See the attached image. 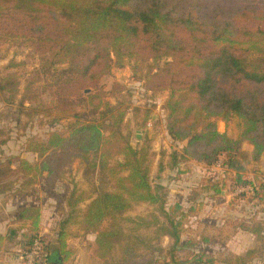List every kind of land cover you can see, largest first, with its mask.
Returning a JSON list of instances; mask_svg holds the SVG:
<instances>
[{
  "label": "trees",
  "instance_id": "obj_1",
  "mask_svg": "<svg viewBox=\"0 0 264 264\" xmlns=\"http://www.w3.org/2000/svg\"><path fill=\"white\" fill-rule=\"evenodd\" d=\"M229 1L0 0V41L25 45L41 57L22 92L21 78L0 74V93L9 104L33 105V113L47 114L53 123L68 121V135L52 132L45 141L29 140L24 152L36 154V162L24 155L0 160V194L14 190L23 195L37 179L52 178L79 159L84 176H96L100 185L96 197L89 198L82 224L85 232L98 233L97 256L103 264H141L139 241L122 226L125 215L141 204L164 216L159 236L170 237L174 249L181 244L182 218H176L181 207L167 210L161 188L151 178L153 152L147 145H132L126 124L130 107L123 100L106 101L102 91L86 92L113 69L127 66L149 90L168 91V134L187 142L177 165L195 161L212 167L222 162L234 173L237 187L252 186L243 174L264 155V12L248 0ZM46 80L54 88L49 103L38 88ZM241 86L245 89L239 93ZM149 117L147 110L145 123ZM235 120L238 138L218 130L219 121L228 125ZM244 143L253 151H244ZM15 182L22 184L14 188ZM85 200L79 198L71 207ZM41 216L40 208L29 206L16 219L29 223L33 234ZM64 227L55 253L50 250L44 257L47 264H63L71 256ZM19 230L10 231V240H16ZM243 230L264 240V228ZM37 238L22 234L23 259ZM116 247L122 251L118 261L112 259ZM255 257V250H249L218 260L200 251L180 264H252Z\"/></svg>",
  "mask_w": 264,
  "mask_h": 264
},
{
  "label": "rangeland",
  "instance_id": "obj_2",
  "mask_svg": "<svg viewBox=\"0 0 264 264\" xmlns=\"http://www.w3.org/2000/svg\"><path fill=\"white\" fill-rule=\"evenodd\" d=\"M236 1L243 0H230L229 3ZM248 1L251 3L248 5L264 12V0ZM40 58L38 53L25 45L0 41V74H16L21 78V92L25 80L39 68ZM48 84L49 80H46L38 85L45 103L52 100L54 92V88ZM120 88L123 93L115 92ZM244 89L245 86L238 87V92ZM97 91L104 92L105 100L112 104L123 100L130 107L126 124L132 145L135 148L147 145L153 152L151 178L154 186L161 188L167 210L177 205L181 207L176 213L178 220L182 218L181 244L174 246L175 249L170 237L159 236V225L166 220L156 207L141 204L125 215L122 226L128 236L139 241L140 263L180 264L187 255L200 251L218 260H227L255 250L256 257L252 264H264V240L243 230L244 227L264 228V155L259 163L247 165L243 175L245 180L252 182V186L247 187H237L234 173L227 172L222 162L206 167L188 161L179 166L177 162L187 142H176L168 134L164 109L168 91L149 90L144 81L136 79L130 66L113 69L110 75L101 78L96 87L86 90L92 93ZM32 108L36 109L30 104L25 107L17 103L9 104L6 95L0 93V160L7 161L24 155L34 163L37 155L24 152L29 140L45 141L52 132L68 135L67 120L53 123L49 115L33 113ZM137 108L140 112H133ZM147 110L150 117L145 123ZM217 126L220 132L238 138L237 120L228 125L219 121ZM243 150L252 152L253 147L244 143ZM174 156L176 161H173ZM21 184L15 182L14 188ZM213 187L222 191L211 190ZM96 188H100L98 178L84 176L81 160H72L56 176L37 179L23 195L14 190L0 194V225L8 227L11 221L12 224L20 223L17 229L38 236L33 248L30 250L27 247L29 252L25 254H31L35 246L40 248L34 264H47L44 257L50 250L55 253L54 250L59 247V233L63 226L68 234L67 250L71 253L63 264H103L97 256L98 233L85 232L82 224L83 214L91 202L89 198L96 197ZM79 198L88 200L72 208L71 205ZM29 206L40 208L42 215L39 230L33 234L29 231V223L13 220L21 207ZM65 221L68 222L63 225ZM121 256V248L116 247L112 259L118 261ZM23 261L25 263L26 259Z\"/></svg>",
  "mask_w": 264,
  "mask_h": 264
},
{
  "label": "crops",
  "instance_id": "obj_3",
  "mask_svg": "<svg viewBox=\"0 0 264 264\" xmlns=\"http://www.w3.org/2000/svg\"><path fill=\"white\" fill-rule=\"evenodd\" d=\"M15 219L16 217H14L13 220ZM1 223H2V219L0 220V224ZM19 225L20 223H16V222L12 224V221L11 223H9L8 227H6L5 225L4 226L0 225V236L3 238L0 240V264H24L22 258V252H21L22 249L19 245L21 236L24 233V231L19 230L16 240L14 241L12 239L10 240L12 236L10 231L12 229H17Z\"/></svg>",
  "mask_w": 264,
  "mask_h": 264
},
{
  "label": "built area",
  "instance_id": "obj_4",
  "mask_svg": "<svg viewBox=\"0 0 264 264\" xmlns=\"http://www.w3.org/2000/svg\"><path fill=\"white\" fill-rule=\"evenodd\" d=\"M39 250H40V248L35 246L33 252L31 254L25 256L24 259H26V261L24 264H34L36 258L39 257Z\"/></svg>",
  "mask_w": 264,
  "mask_h": 264
}]
</instances>
